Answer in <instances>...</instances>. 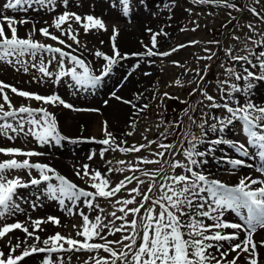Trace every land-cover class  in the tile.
I'll return each mask as SVG.
<instances>
[{"label":"snow or ice","instance_id":"snow-or-ice-1","mask_svg":"<svg viewBox=\"0 0 264 264\" xmlns=\"http://www.w3.org/2000/svg\"><path fill=\"white\" fill-rule=\"evenodd\" d=\"M62 3L67 8L69 0H62ZM119 3L124 6V14L128 15L130 0H119ZM192 3L224 7L234 10L241 17H251L246 24H240L239 18L229 11V24L235 21L233 29L238 27L243 31V35L233 31L235 47L223 48L220 41H209L219 45L227 57V61L220 65L226 78L216 81L217 94H209L207 89L209 82L206 76L211 65L206 64L203 70H194L199 79L190 95H199L201 99L184 110L189 124L185 125L183 121L168 124L157 140H149L147 135H143L145 143L139 145L125 146L127 141L122 138L118 140L108 130L107 121L102 125L103 139L78 138L105 146L99 152L101 159H104L107 152L149 153L147 156L137 155L134 162L117 161L118 165L126 167L110 166L104 174L99 170H90L89 164L82 165L74 175L85 181L92 190L79 187L50 164L33 162V157L44 156V152L0 147V157H4L0 159V218L22 211L18 201L24 200V197L20 190L35 187L37 200L41 195L46 196L57 201L70 215H79L82 219L78 229L77 225L72 226L76 230L75 238L56 232L41 239L38 233L45 230L42 225L51 223L55 227L61 226L58 217L35 220L29 217L26 222L4 224L0 227V241L7 237L4 247L8 250H0V264H21L25 258L39 253L46 254L44 264H71L72 256L66 260L65 253H87L83 264H264V254L261 252L264 239L254 238L258 231L264 232V105L256 103L254 99L257 88L264 85V0H250V3L243 5L236 0H192ZM33 5L49 12L55 11L58 6L57 0H6L0 8L27 12ZM187 11L191 12V9ZM45 24L47 26L37 28L32 20L17 19L0 12V62L25 73L31 69L37 70L41 74L37 80L39 83L48 79L58 85L64 78H70L74 86L95 88L112 73L115 66L129 56L169 57L184 47L199 43L190 41L188 45L181 44L170 51L161 52L157 38L167 37L168 34L163 29L154 32L148 28L146 31L151 34L150 46L143 45V52L122 54L117 45L119 30L113 27L110 36L112 55L101 50L94 53L95 57L105 61L97 75L82 58L80 49H87L81 45L79 29H74L73 24L80 25L85 35L93 30L107 32V25L102 18L92 14L81 16L69 9L56 15L51 24L47 21ZM25 25L31 26L21 36L18 30ZM198 27L197 23L192 31ZM50 28L60 35L50 31ZM37 32L56 43L46 44L37 40ZM73 44L77 47L73 48ZM205 52L208 55L197 57L198 61H211L217 56L211 49L205 48ZM145 62L155 63L154 60ZM172 63L184 67L178 61ZM53 64L55 69L50 70ZM139 67L138 62L134 69ZM144 75L150 76L151 73L145 72ZM174 84L183 87L180 79L174 81ZM9 92L28 103L21 102L17 106ZM112 95L135 109L136 117L130 125L131 131L124 133L125 136H131L135 132L136 118L146 112L150 105H138L131 100H124L115 92ZM164 96L167 97L168 93H164ZM142 97L143 93H139L135 99L139 101ZM32 101L52 107L62 106L77 112L99 111L75 108L57 93L45 96L18 89L0 80V138L15 143L17 139L27 140L32 137L40 146L52 142L58 145L69 139L59 131L56 115L47 107H32ZM197 105L200 107L199 118L190 114V111L194 113L197 110ZM237 122L241 123L247 135L245 143L227 140L222 135L209 139L210 133H224ZM193 125L197 132L192 131ZM149 131L145 129L146 133ZM170 136H176V139L168 142ZM203 144L209 147L201 151L199 146ZM222 144L230 145L242 157L250 155L247 145L256 148V154L262 161L259 167L240 158L228 159L227 162L233 169L251 167L260 175L255 178L251 175L241 177L235 185L210 179L209 175L200 170L207 163L203 158ZM95 155L90 154L89 160L94 159ZM178 156L182 159H177ZM106 164L112 165V161L107 160ZM149 165L157 167L149 168ZM33 171L37 175H33ZM21 172L27 179L17 174ZM125 172L131 174L124 175L123 179L113 185L110 174ZM133 184L134 187H129ZM41 185H44L43 189ZM100 199L111 204L114 210L107 212L101 207ZM66 201L70 202V206ZM81 203L96 213L95 216L90 218L79 207ZM31 207L35 209L37 204L32 202ZM227 212L235 213L238 220H227ZM16 230L22 231L25 237L23 240L15 237L16 243H13V237L9 234ZM29 240L32 243H28ZM17 251L19 255H16ZM52 254H56L55 260ZM76 259L79 261L80 257L77 255Z\"/></svg>","mask_w":264,"mask_h":264},{"label":"rangeland","instance_id":"rangeland-1","mask_svg":"<svg viewBox=\"0 0 264 264\" xmlns=\"http://www.w3.org/2000/svg\"><path fill=\"white\" fill-rule=\"evenodd\" d=\"M168 2L172 0H166ZM175 5H180L183 7L182 9H177L175 14V19L173 22V31L168 33V37L170 41H172L173 47H176L181 44L188 45L190 41H198V44L190 45L185 48L180 49V56L176 59L168 58L165 59L162 62H155V63H146L145 60H140L138 57L129 56V58L125 59V66L123 67V71L126 73V76L129 75L128 70H133L135 72L133 81H122L119 77L118 80H112L107 84V90L101 92V94H94L93 92H85L81 91L78 86H74V82L70 80V78H64V80L60 84H54L52 80L46 79L45 82L39 83L37 80L40 78V73L35 70L31 69L29 72L25 73L23 70L16 71L14 67L8 65L7 63L0 62V74H2V80L8 84L14 85L18 89L26 90V91H39L42 92V94L51 95L52 93L59 94L63 99H69L73 101V103L77 105H86L90 106L92 109H98L99 111H92L95 113V123L99 126V131L97 134H94L93 127L86 132L85 136H82L84 138H88L90 136H94L97 140L103 138V132L102 128L100 127V122H103V120H107L106 118H103L101 116V113L105 112L108 107H106V102L108 104H116L115 98L112 96V93L114 91H110L112 82H122V84H125L126 87L138 86L142 88V90H159L163 94L166 92H171L172 90L176 91V89H182L183 87L176 86L174 84V81L177 79H180L183 86L187 83H190V86H197L198 77L195 76V69L203 70L206 64L211 65V67L207 71V81L209 82L207 84V89L209 91V94L216 95V81L218 79L223 80L225 79L224 75V69L221 68L222 61H227V57L225 56L224 51L220 48L219 45L209 43V41H220V44L223 46V48H229V47H235L236 42L233 41L232 35L233 31H235L238 35H243V31H241L238 27L236 29H233V25L236 23L235 21H232L231 24H229L230 17L228 16V13L230 9H226L224 7H217L215 5H201V4H194L192 3V0H175ZM159 5V8L164 5V2L159 0L158 2L151 3L150 9L148 12L145 13L140 17H138V22L143 24H148L152 18V12L155 11L154 6ZM187 9H191V12L187 11ZM233 16H237L240 20V24H246L250 19V15H244L240 16V14H235L232 12ZM199 24V27L196 28L195 31H192V29L195 27L196 24ZM182 29H184L182 31ZM135 30V28L133 29ZM246 31V30H245ZM215 32L219 33L222 32L219 35H215ZM90 44V50L88 51H81L83 53L82 58H93L94 53L97 49L98 44L94 42H89ZM205 48L211 49L213 52L217 53V56L211 60V61H198L197 57L208 55V53L205 52ZM165 51H169V49H166ZM243 54V53H241ZM220 56V58L218 57ZM97 59V57H94ZM102 59V58H100ZM172 61H178L180 65H183L184 67H177L175 66ZM87 62V61H86ZM140 63V67L134 69V66L137 63ZM105 63L103 61L100 63L98 68H96L95 63L91 61L89 64L91 65L92 69L94 70V73L99 75L101 66ZM160 65V67H159ZM55 69V64L52 65V68L50 70ZM186 69H189L186 71ZM145 72H150V76H145ZM211 72H214L216 74V77L213 79L211 77ZM203 74V72H202ZM34 77L36 79H34ZM239 83V82H238ZM73 85V86H69ZM139 91V89H138ZM9 95L11 96L13 103L19 106L21 102L28 103L27 101H22L21 98L16 97L14 94H11L9 92ZM182 99H186V94H181ZM131 101H133V98H130ZM141 100V99H140ZM139 100V101H140ZM134 101H137L134 99ZM138 102V101H137ZM32 107H41L40 104H38L35 101L30 102ZM54 108V107H51ZM59 109L63 108L60 106ZM56 109V108H55ZM109 111V109L107 110ZM207 111V110H206ZM110 112V111H109ZM152 114L157 116V112L152 111ZM108 117V116H107ZM211 122V121H210ZM108 123V122H107ZM117 125V124H116ZM127 126H121L119 125V129L117 130L119 134H123L126 130ZM148 128L151 131L145 132V129ZM235 128V127H234ZM157 123L154 121L152 117H149L146 113L145 116L141 118V120L137 123L135 132L131 136H121L119 134H116L114 131L110 130L109 123H108V130L111 131L117 139H124L127 141V144L125 146H130V142H140L144 141L143 135H147L148 139H150L155 132L157 131ZM131 131V128L130 130ZM240 136H236V139H239ZM210 139V138H209ZM78 140H84L86 141V156L85 158H77L76 156L68 155V154H58L53 152V148L56 146L54 142L50 144H46L44 146H40L32 137H28L27 140L24 139H17L15 143L9 142L3 138H0V147H18L22 148L24 150H35L39 152H44L46 155L38 157V159H32L33 162L39 161L41 163L50 164V162H58L60 164L65 165L66 169L69 172H71L70 168L72 170L81 168L84 164L90 165V170H99L102 174H104L107 171L108 167H126V165H118L116 162L120 160L128 161V162H134L137 155H144L147 156L149 153L147 152H141L139 154H132V153H120V152H107L105 153L104 159H101L99 156V152L102 150L103 145L99 144L88 139H78ZM88 141V142H87ZM155 147V145H153ZM95 153V157L92 160H89V155ZM177 159H182V157L178 156ZM111 160L112 165H107L106 161ZM51 165V164H50ZM52 167L56 168L55 166L51 165ZM149 168H155L156 165H149L147 166ZM222 168V167H221ZM205 174L206 171L201 168ZM211 170V168H210ZM62 174V173H61ZM74 174V173H73ZM131 173L125 172L123 174L121 173H114L110 174L109 178L112 181L113 185L118 183L121 179H123L124 175H129ZM19 175L24 176L26 178V175L24 173H21ZM33 175H36V172L33 171ZM63 175V174H62ZM67 177L69 180L70 178ZM76 177V176H75ZM78 178V177H76ZM73 179L72 181L75 182L79 187H84L85 181L81 179L76 180ZM216 178V177H215ZM214 178V179H215ZM55 182V181H53ZM44 187V185H41ZM135 184L129 185V187H134ZM21 194L24 197V201L20 203V208L22 211L16 212L14 215H6L4 218H0V227H2L4 224H10L11 222H15L18 218L29 217L32 220L40 219L44 212L48 213L49 215H52L54 217H58L61 222L60 227H55L51 223V230L49 233L50 235L55 234L56 232L61 233L64 236L71 235L72 237H76V230L73 229V224L77 225V229L82 223V219L79 215H68L65 218L57 216V212L55 211L54 202L59 206L60 204L55 201L48 199L46 196L41 195L40 199L37 200L34 193H36L35 188H29V189H21ZM121 195H126V193H122ZM32 202H35L37 204V207L33 209L31 207ZM99 203L101 207L106 209L107 212L113 211V207L111 204H109L107 201L100 199ZM62 207V206H59ZM64 208V207H62ZM86 214H89L90 217H94L96 213L91 212L86 206L81 208ZM119 214V213H118ZM227 214V213H225ZM18 230H16L14 233H10L9 236H12L14 240L13 243H16L15 237H19L20 233H17ZM113 237H109V239H112ZM7 240V237L4 241H0L1 244H4ZM67 247V246H66ZM103 255V253H101ZM16 255H19V251H17ZM80 257V260L78 261L76 259V256ZM87 253H77L73 255L72 253H65V259L67 260L68 256H72L71 264H83L84 259L87 257ZM53 260L56 258V254H52ZM46 258V254L39 253L34 254L32 257L24 260L21 262V264H44V260ZM41 262V263H39Z\"/></svg>","mask_w":264,"mask_h":264},{"label":"bare ground","instance_id":"bare-ground-1","mask_svg":"<svg viewBox=\"0 0 264 264\" xmlns=\"http://www.w3.org/2000/svg\"><path fill=\"white\" fill-rule=\"evenodd\" d=\"M5 2H6V0H0V5H2ZM10 11H11L10 9L0 8V12H3V13H8ZM30 14H31L33 21L37 25H39V26L43 25V22L40 20L37 13L30 12ZM139 31H140V29L135 30L134 34L123 32L120 36V45L123 48H126L128 46L135 48V47H137V45L142 44L141 41L143 42V44L149 42L150 41V33L147 32L146 29H143L140 33H139ZM157 39H159V37ZM0 78H2L1 74H0ZM120 87H121L120 83H118V85L115 86V88L119 89V90H120ZM124 94L127 95L128 90L121 91L119 93V96L122 97V96H124ZM126 98H129V96H126ZM254 99H255L256 103L264 105V85L259 86L257 88V90L254 93ZM108 109L110 112H108L106 110L104 113V117H106L110 121V125H111L112 129L120 130L119 125L122 124V126L124 127L123 122L126 118H129V115H130L129 112L123 111V110H125V108H122L121 106L112 105V104H110ZM117 116L120 119V123L116 125V120H117L116 117ZM57 118H58L57 120H58V124H59V129L62 132L61 134H63V136L65 135L69 138H80V137L84 136V133L88 129L92 128V126L96 127V125L94 126V122H95L96 117H94V115H91V114L90 115H83L82 117L76 116L74 118H72L69 115L63 114L62 117L59 118L57 116ZM217 135H222L225 139L228 140L230 138V128L226 129L224 133H219V134L214 135L211 139L217 138ZM82 145L83 144H78V142L67 143L65 141H61V144L59 146L54 147V151L58 154H62V153L74 154L77 157H83L87 152L85 150L86 149L85 147H83L82 150H79V146H82ZM204 147H205V149H207L209 147V145L206 144V146H204ZM230 151H231V149H229L224 144L216 146V150L213 153H211L212 156L209 157L210 160L206 164L202 165L201 168H203L206 171V173L208 171L212 172L210 170V168H218V173H220V175H222V173L220 172L219 166H229V163L225 162V161L227 160L226 157L230 154ZM217 157L218 158L225 157V159L223 161L216 162L215 159ZM50 164L55 166L56 167L55 169H57L64 176H68L71 181L73 180V178H75V175L73 173H70L66 169L65 165L60 164V163L55 162V161L53 163L50 162ZM71 171L75 172L73 170H71ZM41 189H43V187ZM87 189H89V188L87 187ZM36 192H37V189H36ZM66 204H69V206H70V202L66 201ZM54 206H55V211L57 213H59V215L61 217H64L67 215V210L65 208L61 209V207H59L61 205L57 206V204L54 202ZM79 207L83 208L84 205L81 203L79 205ZM60 209H61V211H60ZM50 216H52V215H50ZM42 227L45 230L42 232H39L38 235L41 236V239H44V238H47L49 236V233H50V230L52 227L49 225V223L45 224ZM29 230L31 231L32 228L30 227ZM17 233H20L19 238L21 240H23L25 237V234L20 230H18ZM28 243H32V240H29ZM0 250H4L5 252H7L8 249L6 247H4L3 244L0 243Z\"/></svg>","mask_w":264,"mask_h":264}]
</instances>
